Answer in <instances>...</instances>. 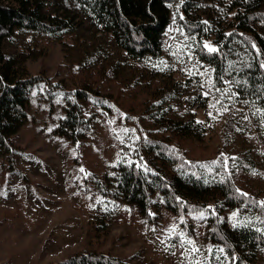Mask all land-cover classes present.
<instances>
[{
	"label": "rangeland",
	"instance_id": "obj_1",
	"mask_svg": "<svg viewBox=\"0 0 264 264\" xmlns=\"http://www.w3.org/2000/svg\"><path fill=\"white\" fill-rule=\"evenodd\" d=\"M46 3L50 12L68 18L72 33L28 37L31 47H41L45 54L27 60L29 76L39 80L32 88L28 119L14 135L20 148L17 167L8 168L0 159V264H50L86 250L108 251L132 264H208L213 256L209 248L220 257L211 264H228L225 252L215 251L223 247L208 236L207 211L203 219L199 212L180 217L165 206L154 187L153 219L146 220L135 204L124 202L113 176L118 161L145 164V143L166 138L148 106L163 87L187 75L169 68L176 67L169 52L165 66L129 59L76 0ZM90 55L98 56L95 64L87 59ZM187 61L191 67L196 64L192 54ZM194 82L189 96L200 84ZM76 91L85 92L77 99L84 113L98 118L80 145L49 134L64 116L67 100L76 99ZM203 93H209L204 107L178 92L168 101L171 116L187 119L196 112L205 126L201 138L176 139L175 144L188 159L210 161L208 165L235 158L228 161V171L236 184L264 202V118L258 107L229 90L212 94L205 85ZM157 162L162 170L175 173L169 163ZM92 173L105 178L106 196L83 180ZM218 215L228 226L252 221L243 207L223 205ZM173 226L175 232H170ZM181 232L195 241L199 253L185 254L190 246L181 247ZM259 257L250 264H263Z\"/></svg>",
	"mask_w": 264,
	"mask_h": 264
},
{
	"label": "trees",
	"instance_id": "obj_2",
	"mask_svg": "<svg viewBox=\"0 0 264 264\" xmlns=\"http://www.w3.org/2000/svg\"><path fill=\"white\" fill-rule=\"evenodd\" d=\"M76 1L129 59L165 66L163 58L169 52L176 64L168 65L169 68L178 75H187L179 82L177 78V83L169 88L163 87L148 106L154 124L166 133V138L145 143L147 163L124 159L114 166L115 184L124 202L135 204L146 220H152L155 187L165 206L180 217L201 211L209 213L208 236L224 248L228 264H250L258 255L264 264L262 201L239 188L234 175L223 165L214 169L201 167L210 161L197 162L183 154L175 140L199 139L205 126L196 112L187 119L174 118L169 114L168 102L178 92L181 98L193 97V105L204 107L208 95H204L203 89L207 85L212 94L229 90L264 110V0ZM32 33L59 37L72 33V26L67 17L50 12L46 0H0V159L6 160L8 168L17 167L20 148L14 135L28 119L32 88L39 80V76H29L27 60L45 54L41 47L28 43ZM168 39L171 42L167 44ZM205 43L218 51L210 53L204 48ZM190 54L197 64L192 67L187 61ZM87 59L95 64L98 56L90 55ZM195 79L200 84L189 96ZM80 95L85 92L76 91V99L67 100L64 116L49 131L50 135L64 137L75 145L94 131L98 120L95 113H84L77 100ZM157 159L169 163L175 173L162 170ZM83 180L93 182L102 195L108 194L107 182L100 174L92 173ZM241 192L248 195L242 196ZM223 205L234 210L243 207L252 221L224 224L218 215ZM182 222L185 223L184 219ZM50 264L132 263L108 251L86 250Z\"/></svg>",
	"mask_w": 264,
	"mask_h": 264
},
{
	"label": "snow or ice",
	"instance_id": "obj_3",
	"mask_svg": "<svg viewBox=\"0 0 264 264\" xmlns=\"http://www.w3.org/2000/svg\"><path fill=\"white\" fill-rule=\"evenodd\" d=\"M205 23H207V22H205ZM253 47H255V45H253ZM204 48H206L210 53H215V52L218 51V49L216 47H213V46H211V45H209L207 43L204 44ZM261 67H264V65H261ZM190 74H192V73H190ZM200 74L201 75H204V73H200ZM204 95H209V93H205ZM218 103H219V101H218ZM213 107H215V105H213ZM225 110H227V109H225ZM258 111H260V114H261L262 118H264V110H258ZM209 115H211V113ZM230 159H233L234 160L235 158L225 157L224 160H223V167L226 170H228V161ZM219 163H221V162L220 161H214V162H212V165H201V167H205V168L211 169L212 166H214L216 164H219ZM81 171L83 172L84 169H81ZM237 191H239V190H237ZM241 195L242 196H247L248 194L241 192ZM260 206L261 207H264V202H261L260 203ZM198 215H199V218H201V219H203L205 217V213L203 211L199 212ZM234 218H235V214H234ZM170 232H175V226H173V228L170 229ZM178 235L182 238L181 247H183L184 244H187V245L190 246L186 250V253H185L186 255L187 254H197V253L200 252V249L198 247H196V244H195V241L194 240H192L190 238H184V233L183 232L179 233ZM207 251L210 254H213V256H210V257L207 258L208 259V264H211V259L212 258H215L217 261L220 260V257L218 255H214V252H213V249L212 248H209ZM215 251L220 252V253H223L225 250L223 248H220V249H217ZM196 264H201V262L200 261H196Z\"/></svg>",
	"mask_w": 264,
	"mask_h": 264
}]
</instances>
